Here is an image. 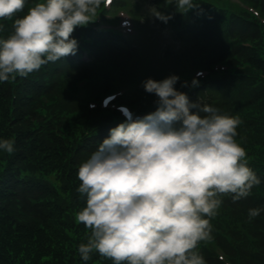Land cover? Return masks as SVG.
Listing matches in <instances>:
<instances>
[{"label":"trees","instance_id":"obj_1","mask_svg":"<svg viewBox=\"0 0 264 264\" xmlns=\"http://www.w3.org/2000/svg\"><path fill=\"white\" fill-rule=\"evenodd\" d=\"M152 2L173 16L169 2ZM31 5L28 0L19 14ZM190 22L193 27L181 29L178 40L193 55L197 53V62L206 67L217 60L244 65L257 61L258 52L264 60V28L254 20L209 16ZM0 23L4 24L0 35L7 36L12 20L0 18ZM93 39L91 44L80 41L88 48L86 61L79 58L78 49L25 77L0 82V136L14 141V151L0 152V264H112L110 258L101 259L97 253L83 261L76 252L88 231L83 222L75 220L76 211L85 203L76 191V172L119 118L83 109L64 90L77 78L94 83L93 88H105L110 80L108 67L117 68L121 78L132 82L123 76V70L130 62L136 63L138 54L117 38L99 35ZM247 41L257 49L243 47ZM134 76L137 83V71ZM135 83L120 101L143 106L147 93ZM187 95L239 116L236 138L261 179L239 200L222 195L221 211L210 220L211 241L233 264H264V210L251 219L247 215L249 207L264 206V76L248 68L229 71L193 85ZM221 216H227L223 223ZM245 244L249 246L245 248ZM205 247L200 242L207 264H221Z\"/></svg>","mask_w":264,"mask_h":264},{"label":"clouds","instance_id":"obj_2","mask_svg":"<svg viewBox=\"0 0 264 264\" xmlns=\"http://www.w3.org/2000/svg\"><path fill=\"white\" fill-rule=\"evenodd\" d=\"M27 2L0 0V18L12 20L11 32L0 35V82L75 54L74 28L93 21L111 0H32L20 15ZM174 5L187 11L197 3ZM153 14L170 18L157 9ZM178 79L175 73L145 78L142 86L156 95V107L126 113L79 164L76 191L85 203L75 220L88 229L76 248L81 260L97 253L112 264H207L199 244L212 239L210 220L222 194L236 201L261 183L236 138L239 116L190 100L174 87ZM12 151L13 139L0 136V152ZM262 210L249 207L248 218Z\"/></svg>","mask_w":264,"mask_h":264},{"label":"rangeland","instance_id":"obj_3","mask_svg":"<svg viewBox=\"0 0 264 264\" xmlns=\"http://www.w3.org/2000/svg\"><path fill=\"white\" fill-rule=\"evenodd\" d=\"M128 3H136L135 17L129 19L126 14L119 13L116 17L109 18L108 22L100 21L101 24L114 27L119 33L123 34L132 45L138 48V59L136 63L130 62L123 70L125 77V85H131L133 88L135 83V71L141 81L147 77L153 79H162L158 71L163 72V77L175 73L178 74L174 87L181 91H184L190 84L192 79V71H189L191 67L186 68L188 63H184V56L193 54L190 49L179 43L177 39V32L179 26H175L174 21L168 19L166 22L157 18L153 12L161 11V8L156 7L152 0H126ZM236 2V0H231ZM261 1V0H259ZM260 7L264 9V0L261 2ZM193 8V7H192ZM116 13L112 11L111 14ZM167 15V14H166ZM196 64V63H195ZM181 81H187V84L182 85ZM138 86V85H137ZM128 87V86H126ZM130 87V86H129ZM140 90H143V86H140ZM150 103L147 107L156 106L155 100L157 99L154 93H151L146 97ZM154 108H149L147 111H152ZM223 195V194H222ZM218 211H221L220 208ZM227 216H221V222Z\"/></svg>","mask_w":264,"mask_h":264}]
</instances>
